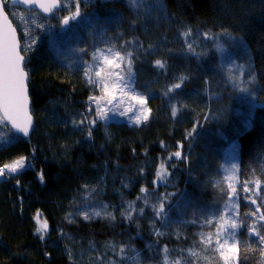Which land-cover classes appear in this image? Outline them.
Wrapping results in <instances>:
<instances>
[{
	"label": "trees",
	"instance_id": "16d2710c",
	"mask_svg": "<svg viewBox=\"0 0 264 264\" xmlns=\"http://www.w3.org/2000/svg\"><path fill=\"white\" fill-rule=\"evenodd\" d=\"M6 8L14 20L21 11L37 20L52 19L53 26L37 28L33 46L23 22H14L27 57L36 125L28 139L9 136L5 127L11 143L0 146V165L23 155L34 169L0 179V264H224L201 234L216 231L214 217L230 192L226 176L234 175L238 192L245 181L250 189L260 181L264 196V0H136L134 6L127 0H94L85 8L94 23L76 29L79 39H69L72 30L58 27L64 11L46 17L8 0ZM189 30L185 38L182 33ZM204 32L217 39L206 41ZM187 43L199 59L187 52ZM86 45V63L91 51L103 46H114L126 57L132 53L135 86L151 109L147 122H98L91 141L86 127L72 125L89 115L88 98L100 92L87 83L81 54L74 51ZM156 60L165 69L154 68ZM181 77L186 78L183 87L168 92ZM196 122V134L186 138ZM176 151L182 157L168 160ZM161 163L168 185L154 189ZM230 163L238 165L234 173L224 171ZM41 170L43 183L37 175ZM178 191L183 196L170 197L173 206L165 205L169 219L157 220L153 206L158 208L159 196ZM133 202L144 212L134 211L127 220L121 213ZM235 204L239 217L250 223L248 213L255 208L243 194ZM98 206L101 215H91ZM37 210L50 226L43 240L35 231ZM209 219L211 225L202 224ZM238 239L241 257H248L241 264H261L258 239L249 238L245 227Z\"/></svg>",
	"mask_w": 264,
	"mask_h": 264
},
{
	"label": "snow or ice",
	"instance_id": "6c2138e0",
	"mask_svg": "<svg viewBox=\"0 0 264 264\" xmlns=\"http://www.w3.org/2000/svg\"><path fill=\"white\" fill-rule=\"evenodd\" d=\"M19 2L23 5H36L46 16L57 15L61 11H66L67 14L63 15L59 19L58 27L61 31L72 30L73 36L68 37L69 39L76 38L79 39V33L76 31L79 27H84L87 25H92L94 21L89 18L86 11L82 10L81 5L84 8H88L94 3V0H13V3ZM129 5H135L136 0H127ZM6 7L4 0H0V11L4 15V8ZM99 22L97 18L96 23ZM39 29L45 30V24L41 23L38 25ZM51 25L48 26V30H51ZM27 32V28H25ZM185 38L190 37L191 30L182 33ZM206 41H214L217 39L213 34L204 32L201 34ZM39 40V37L32 38V45L34 46ZM123 47V46H122ZM216 49L223 52V46L217 43L215 45ZM186 50L196 56L197 59L200 58V53L196 52L191 43L186 44ZM75 52L81 54L79 59L80 65H86L83 60V55L89 53V47H79L74 49ZM91 55L94 60H98V70L95 72V77L97 79H88V83L93 87L98 88L102 95L100 96H90L88 98V114L92 118H84L78 122L73 120L72 125L74 127H79L83 130L84 127L87 128L86 139L88 141L92 140L93 128L98 122H108L111 120H123L130 126H140L149 120L151 109L148 105V97L139 92L135 86V74L132 71V61L128 60L126 64V73L121 75L124 69L121 67L124 64L125 57L121 56L118 51H114L113 48L105 49H95L91 51ZM128 57L132 56L131 52L127 53ZM25 57L21 55L19 50V42L16 39L14 31L11 27L4 30L0 34V108L3 109L6 114V119L0 123L4 127L8 128L9 136L19 133L24 137H28L30 130L32 128L30 114L26 110V105L28 104V96L26 95L27 84L26 79L28 73L24 70L23 62ZM154 68L163 70L165 65L160 60H156L153 64ZM87 75V72L85 73ZM185 77H181L178 83L173 84L168 92H173L174 90L181 89L184 84ZM234 87L239 88L238 84H234ZM242 92H247L246 88L239 89ZM119 92V95L117 93ZM177 115V108L175 105L172 107V116ZM10 122V126L9 123ZM200 126L198 122L194 123L193 129L186 133V138L194 137L197 131V127ZM11 143L9 138L0 137V146L7 145ZM161 147H164L161 143ZM182 147V145H178ZM235 147V145H233ZM33 158L35 156V149H32ZM182 157L181 151H176L170 155L167 159L172 160L173 158L179 160ZM186 161V157H184ZM174 167V166H173ZM238 165L236 163H230L224 168L226 173H234ZM26 168H33L34 165L26 156H18L12 159L10 162L3 163L0 165V178L6 176H12L18 174L25 170ZM38 179L41 183L44 182L43 170L38 172ZM226 180L229 181L228 188V202L218 211L214 219L216 224L215 233L212 234H201V240L205 246L213 247L219 254V257L224 261V264H241L242 259L247 260L248 257L245 255L243 258L240 255V240L238 239V232L242 227L247 229L248 237H255L258 239L260 244L259 255L261 264H264V212H260V204H264V196L259 195L260 181L254 182V187L250 189L248 187V182L245 181L241 186V192H238L234 183V175L226 176ZM161 185H168V173L166 170V165L164 163L159 164L158 170L156 172V178L153 180V188H159ZM17 186H19V181H17ZM127 187V185H125ZM146 189L141 188V192H145ZM183 196L182 192H169L166 194H161L159 196L160 203L158 208L153 206L155 210V217L161 222H166L169 219L168 211H166L165 205L172 207V201L170 197L176 195ZM243 194V199L246 203L255 208L254 211L248 213L251 218V222L245 224L243 219L239 217L235 200H238ZM253 197H258L260 204H257V200ZM139 199V198H138ZM147 203V201H145ZM103 208H107V205H102ZM136 211L139 214H143L144 209H136L134 207V202L129 203L125 212L121 213L127 220H132V213ZM84 219L88 220L89 213L85 211L83 213ZM93 216H100L101 213L93 210ZM111 215V214H109ZM37 227L36 233L43 240L44 236L48 233L49 224L47 219H41V213L37 210L34 217ZM114 219V217H113ZM238 220L240 222L238 223ZM204 225H211L212 220L202 221ZM157 236L162 235L159 230L155 233ZM213 236L215 237L213 239ZM246 243V242H245ZM125 247L120 248V253L125 252ZM167 251V249H165ZM121 259H125L121 255ZM115 264V262H113ZM179 264V261H176Z\"/></svg>",
	"mask_w": 264,
	"mask_h": 264
},
{
	"label": "rangeland",
	"instance_id": "374dc122",
	"mask_svg": "<svg viewBox=\"0 0 264 264\" xmlns=\"http://www.w3.org/2000/svg\"><path fill=\"white\" fill-rule=\"evenodd\" d=\"M81 7H82V10H84V11H86V9L84 8V6H83V4L81 5ZM23 11H25L24 9H22ZM64 12H66V11H64ZM65 14H67V13H65ZM89 15V14H88ZM29 16H32L31 18H29ZM14 18H16V20H14L13 19V21L16 23V21L18 22V23H22L23 22V24H24V27H23V29H24V31H25V28H27V32H25V35L26 36H30L31 38H33V37H36V36H38L37 35V33H36V30H37V28H39L38 27V25L39 24H41V23H44L45 24V28L47 29L48 28V26L49 25H51V26H53L52 25V23H53V20L52 19H43V20H37V17L35 16V15H32V14H27V13H24V12H21V11H19V12H16L15 13V15H14ZM39 19V18H38ZM92 30H93V28H87V31H89V33H91L92 32ZM60 31V30H59ZM68 31V30H67ZM101 34H102V37L103 38H105V39H107V35H106V33L104 32V31H102L101 32ZM31 35H33V36H31ZM39 37V36H38ZM105 48H113L114 49V51H118L119 53H120V55L121 56H124L125 57V61H124V64H122L121 65V67L124 69V71H122L121 72V75H125V73H126V64H127V62H128V57H126V55L122 52V51H120L118 48H114V46H107V47H105V46H103V47H100L99 49H105ZM87 62V61H86ZM100 62L98 61V60H94L93 59V57H92V59L90 60V62L89 63H86V65H83L84 67H85V71H84V76H85V78H86V81H87V83H88V79L89 78H92V79H97L96 77H95V72L98 70V64H99ZM87 72V75H85V73ZM89 84V83H88ZM100 95H102V93H101V91L98 93V95L97 96H100ZM117 95H119V92L117 93ZM92 118V117H90L89 115H86L85 116V118ZM84 119V118H83ZM2 121H4L3 120V118L1 117V115H0V122H2ZM112 121V120H111ZM108 122H110V121H108ZM0 137H4L5 136V134H6V130H5V127L3 126V124L2 123H0ZM175 153V152H174ZM173 154V153H172ZM171 154V155H172ZM15 175V174H14ZM7 177V176H6ZM0 179H2V178H0ZM95 211H98V212H101L102 211V207H100V206H98L96 209H95ZM87 212H92V210H87ZM92 214V213H91ZM41 219H45V217H43L42 215H41ZM49 224V223H48ZM38 226V225H37ZM50 234V226H49V230H48V233L44 236V238L45 237H47L48 235Z\"/></svg>",
	"mask_w": 264,
	"mask_h": 264
},
{
	"label": "water",
	"instance_id": "95a60500",
	"mask_svg": "<svg viewBox=\"0 0 264 264\" xmlns=\"http://www.w3.org/2000/svg\"><path fill=\"white\" fill-rule=\"evenodd\" d=\"M6 1L7 0H4L5 5H6ZM8 2L12 6L20 7V8L25 9V10H35V11L39 12L40 14H42L43 16H46V14H44L42 12V10H40L38 8V6H36V5L29 6V5L20 4L19 2L13 3V0H8ZM3 11H4V15H3L2 11H0V34H2L4 30H7L8 27H11L13 29L14 34L16 36V39L19 42V50L21 52V55H23L25 57V61L23 62L22 66L24 67V70L28 73V76H27V79H26V84H27L26 95L28 96V104L26 105V110L30 114L32 128L30 130V133H29L28 137H24V136H22L19 133H15L14 135L28 139V138L31 137V135L33 134V132L35 130L36 120H35V116H34V114L32 112V105L33 104H32L31 92H30V85H29L30 84V75H29L28 70L26 69L27 57L23 54V51H22L23 45H22V42H21L20 34H19V31H18L13 19L11 18V16H10V14H9V12H8L6 7L4 8ZM46 17H50V16H46ZM0 115L3 118V120L6 119V114L4 113L2 108H0ZM8 123H9V126H10V122H8Z\"/></svg>",
	"mask_w": 264,
	"mask_h": 264
}]
</instances>
